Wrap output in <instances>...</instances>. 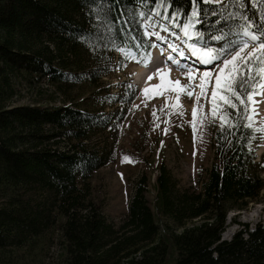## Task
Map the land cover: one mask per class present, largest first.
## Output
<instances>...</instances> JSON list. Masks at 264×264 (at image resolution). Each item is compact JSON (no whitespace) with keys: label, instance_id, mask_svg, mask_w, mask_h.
<instances>
[{"label":"trees","instance_id":"1","mask_svg":"<svg viewBox=\"0 0 264 264\" xmlns=\"http://www.w3.org/2000/svg\"><path fill=\"white\" fill-rule=\"evenodd\" d=\"M165 7L168 0H0V264H32L50 230L57 231L56 264H167L170 245L173 264H264L262 223L221 239L228 211L242 209L264 187V163L250 149L260 131L244 127L242 107L229 110L228 123L236 125L230 130H220L219 113L212 117L213 160L198 188L180 186L160 165L155 209L177 228L160 236L145 174L137 178L117 225L90 198L92 173L112 156L97 136L109 127L108 114L80 108L74 99L55 103L52 96L14 104L23 97L21 89L30 92L42 82L61 94L82 82L96 84L108 71L104 49L146 56L151 42L142 19ZM207 7L217 15L194 25L201 33L197 44L217 46L211 37L222 28L233 37L238 29L228 17L242 10L264 22V0ZM190 10L191 0H173L170 11L178 13L179 28ZM158 16L172 20L163 12ZM189 34L194 38L193 29ZM244 91L247 102L251 87Z\"/></svg>","mask_w":264,"mask_h":264},{"label":"rangeland","instance_id":"2","mask_svg":"<svg viewBox=\"0 0 264 264\" xmlns=\"http://www.w3.org/2000/svg\"><path fill=\"white\" fill-rule=\"evenodd\" d=\"M222 1L213 0L212 3ZM144 18L142 20L146 38L152 45L146 56H137L134 51L118 47L104 49L107 64L104 61L103 68L107 67L108 71L96 84L82 82L69 86L66 89L67 94H61L42 82L35 85L30 92L26 88L21 89L20 94H23V97L17 98L14 104H30L36 98L47 100L52 96L56 97L55 103H62L63 99H74L76 104L80 103V108L108 114L111 117L109 127L97 136L102 145L106 144L111 148L112 156L109 162L92 173L90 198L100 207L105 218L117 225L127 212L137 178L145 174L146 196L155 212L160 236H163L177 228L170 218L156 212L155 177L162 164L183 187L198 188L199 179L205 176L213 160L211 87L215 83L216 69L214 64H202L188 53L187 43L190 37L183 36L179 28L181 25L167 17L160 18L156 12H149ZM169 28L172 31H168ZM153 37L158 40L151 39ZM215 41L216 45L223 43ZM168 45H179L180 50L186 52L187 57H183L181 61L184 62L181 65L184 72L175 68L176 65L173 66L167 59L169 54L172 57L179 54L172 50L169 52ZM253 46L250 44L242 54H246ZM189 65L193 73L191 81L186 75ZM85 66H88L87 62ZM194 67L200 71L195 72ZM157 69L164 74L163 81ZM204 71L212 73L213 78L204 81L206 90L201 94L198 87L199 75ZM149 76L152 77L151 80L148 79ZM177 80L179 85L174 83ZM158 84L163 86L156 88ZM37 87L41 92H37ZM146 88L149 89L148 94L141 91ZM133 90L134 98L130 100ZM257 90L261 94L253 95V101L258 103L249 107V112L252 113L251 124L257 129H264V89ZM189 92L192 93L191 96L188 95ZM194 108L197 112L195 118L192 115ZM250 149L255 160L264 163V131H260V136L251 144ZM261 175L264 177V169L261 170ZM226 223L222 235L225 233L228 237L239 229L252 228L257 223L264 225V187L260 195L242 209L229 210ZM56 232L50 230L44 234L47 241L43 239L37 247L38 257H35L32 264L57 263ZM169 250L167 264H173L174 257H171V253L174 250L171 245ZM27 260L23 261L31 263Z\"/></svg>","mask_w":264,"mask_h":264},{"label":"snow or ice","instance_id":"3","mask_svg":"<svg viewBox=\"0 0 264 264\" xmlns=\"http://www.w3.org/2000/svg\"><path fill=\"white\" fill-rule=\"evenodd\" d=\"M101 2H106V0H101ZM156 2L163 3V0H156ZM212 2L213 0H191V10L183 14L185 18L180 30L184 37H189V29H193L194 31V38L190 39L187 43L188 53L196 57L198 62L202 64L215 65V83L211 87V114L215 118L219 113L220 130L223 132L226 128L230 130L236 126L235 124L228 123L231 117V111L229 110L235 111L238 107H242L245 110V114L249 120V123L245 124L244 127L252 129V113L248 109L253 103H258L253 101V95L261 94L257 89H264V22L258 24L246 11L242 10L228 17L238 29L232 33L233 38L231 40L228 38L229 33L225 32L222 28L221 33L212 36L211 39L223 41V43L217 46L197 44L194 42V39L200 38L201 33L195 29L194 25L199 24L204 16L217 15L215 9L207 7ZM244 2L246 3L247 0H244ZM172 3L173 0H168L169 7L162 8L161 11L157 12V15H160L161 12L166 13L172 17V22H175L179 17L176 11H170ZM153 11L157 10L153 9ZM97 19H99V15ZM215 23L217 25H227L226 20H217ZM168 31H172V29L169 28ZM250 44L254 46L246 54H242L245 49L249 48ZM169 47L172 48V51H179L180 57L186 56V52L180 50L179 45L177 47L169 45ZM168 59L173 65L180 68L181 72H184L180 61L173 59L170 54ZM157 72L160 73V79L163 81L164 74L160 72V69H157ZM186 75L189 81H191L193 76L191 65L188 66ZM212 78L213 74L208 71H204L199 75L198 87L201 94H204L206 90L204 81ZM148 79L151 80L152 77L149 76ZM174 83L179 85L180 82L177 80ZM162 86L163 84H158L155 87L160 88ZM249 86L251 87V91L246 92V102L244 90ZM141 91L148 94L149 89L146 88ZM188 95L191 96L192 93L189 92ZM237 101L239 105L236 103ZM133 107H136V105H133ZM221 109H224V111L221 112ZM192 115L194 118L197 115L195 108ZM193 128L195 129V124H193ZM252 130L264 131V129Z\"/></svg>","mask_w":264,"mask_h":264},{"label":"bare ground","instance_id":"4","mask_svg":"<svg viewBox=\"0 0 264 264\" xmlns=\"http://www.w3.org/2000/svg\"><path fill=\"white\" fill-rule=\"evenodd\" d=\"M163 40H161V42H162ZM168 48H169V45L167 46ZM172 49V48H171ZM171 49H169V52H170V50ZM175 52V51H174ZM168 55V54H167ZM173 59H175V60H181V59H176V57H172ZM167 59H168V56H167ZM181 62V61H180ZM184 62H181V65L183 64ZM172 64V63H171ZM174 66V65H173ZM175 68H178V67H176V66H174ZM194 71L195 72H197V71H200L197 67H194ZM223 237H225V238H228V236L224 233L223 235H222Z\"/></svg>","mask_w":264,"mask_h":264},{"label":"water","instance_id":"5","mask_svg":"<svg viewBox=\"0 0 264 264\" xmlns=\"http://www.w3.org/2000/svg\"><path fill=\"white\" fill-rule=\"evenodd\" d=\"M230 238H231V236H230V237H228V238H225V237H223V236H222V238H221V239L228 240V239H230Z\"/></svg>","mask_w":264,"mask_h":264}]
</instances>
